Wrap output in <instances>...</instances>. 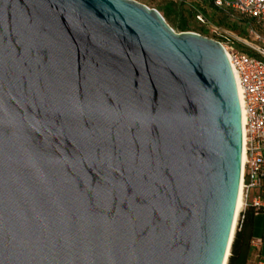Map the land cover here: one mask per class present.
I'll list each match as a JSON object with an SVG mask.
<instances>
[{
  "label": "water",
  "instance_id": "1",
  "mask_svg": "<svg viewBox=\"0 0 264 264\" xmlns=\"http://www.w3.org/2000/svg\"><path fill=\"white\" fill-rule=\"evenodd\" d=\"M241 162L220 42L135 0H0V264H227Z\"/></svg>",
  "mask_w": 264,
  "mask_h": 264
},
{
  "label": "built area",
  "instance_id": "2",
  "mask_svg": "<svg viewBox=\"0 0 264 264\" xmlns=\"http://www.w3.org/2000/svg\"><path fill=\"white\" fill-rule=\"evenodd\" d=\"M223 11L249 16L256 23L264 25V0H209ZM199 23H205L202 14H196ZM212 31L226 39L222 46L230 63L236 85L240 89V108L244 112L242 125V151L245 160L241 162L240 182L242 204L237 213L234 233L240 228L243 214L248 206L256 209L264 206V34L251 29L256 42V55H249L234 45L229 32L218 27ZM240 40V38H237ZM246 43V40L243 39Z\"/></svg>",
  "mask_w": 264,
  "mask_h": 264
},
{
  "label": "rangeland",
  "instance_id": "3",
  "mask_svg": "<svg viewBox=\"0 0 264 264\" xmlns=\"http://www.w3.org/2000/svg\"><path fill=\"white\" fill-rule=\"evenodd\" d=\"M145 4L149 8H154L164 17L167 7L171 6L175 13L165 16L168 25L176 32L190 31L202 36L221 42L225 45L226 39L218 36L212 31L213 27H218L230 33L234 45L237 48L249 51L256 55L252 46L256 44L253 37L249 35L251 29L264 34V25L256 23L249 16L241 15L233 10L223 11L212 5L209 0H135ZM202 14L205 23H199L195 16ZM181 18L186 20V30L179 31L176 25L181 22ZM240 38V40H237ZM246 40L245 41L243 40ZM234 231V230H233Z\"/></svg>",
  "mask_w": 264,
  "mask_h": 264
},
{
  "label": "trees",
  "instance_id": "4",
  "mask_svg": "<svg viewBox=\"0 0 264 264\" xmlns=\"http://www.w3.org/2000/svg\"><path fill=\"white\" fill-rule=\"evenodd\" d=\"M173 13H175L174 9L168 6L167 11L164 13V17ZM176 28L179 31L186 30V20L181 18V22L176 25ZM242 51L249 55H253L247 50L242 49ZM257 212H264V206L258 209L253 206H248L246 208L240 223V228L234 233L227 264H246L251 251L250 243L252 240L253 218L254 214Z\"/></svg>",
  "mask_w": 264,
  "mask_h": 264
},
{
  "label": "crops",
  "instance_id": "5",
  "mask_svg": "<svg viewBox=\"0 0 264 264\" xmlns=\"http://www.w3.org/2000/svg\"><path fill=\"white\" fill-rule=\"evenodd\" d=\"M250 247L246 264H264V212L254 214Z\"/></svg>",
  "mask_w": 264,
  "mask_h": 264
},
{
  "label": "bare ground",
  "instance_id": "6",
  "mask_svg": "<svg viewBox=\"0 0 264 264\" xmlns=\"http://www.w3.org/2000/svg\"><path fill=\"white\" fill-rule=\"evenodd\" d=\"M237 91H238V97H239V101H240V89L238 88V86H237ZM241 118H242V125H243L244 112L242 111V109H241ZM244 160H245V155H244V152L242 151V162ZM241 204H242V186H241V182H240L239 191H238V198H237V203H236V209H235V215H234V221H233V226H232V235L234 232L233 230H234V226H235V222H236L237 213L240 210ZM224 264H226V261L224 262Z\"/></svg>",
  "mask_w": 264,
  "mask_h": 264
}]
</instances>
